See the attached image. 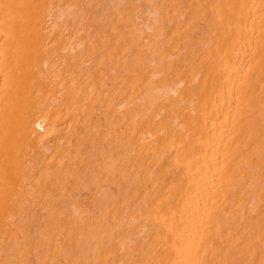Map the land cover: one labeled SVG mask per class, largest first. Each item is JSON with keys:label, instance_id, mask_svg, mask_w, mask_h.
<instances>
[{"label": "bare ground", "instance_id": "1", "mask_svg": "<svg viewBox=\"0 0 264 264\" xmlns=\"http://www.w3.org/2000/svg\"><path fill=\"white\" fill-rule=\"evenodd\" d=\"M0 264H264V0H0Z\"/></svg>", "mask_w": 264, "mask_h": 264}]
</instances>
